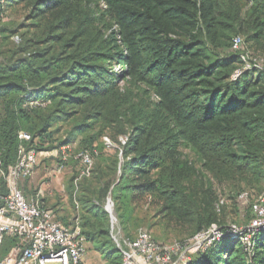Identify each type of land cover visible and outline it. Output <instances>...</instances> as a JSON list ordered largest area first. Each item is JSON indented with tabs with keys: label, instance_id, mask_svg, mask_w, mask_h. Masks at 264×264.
I'll use <instances>...</instances> for the list:
<instances>
[{
	"label": "trees",
	"instance_id": "obj_1",
	"mask_svg": "<svg viewBox=\"0 0 264 264\" xmlns=\"http://www.w3.org/2000/svg\"><path fill=\"white\" fill-rule=\"evenodd\" d=\"M16 1L28 2L29 19L40 21L43 30L0 61L2 169L16 165L21 146L36 152L68 146L73 132L58 143L54 130L77 114L72 131L130 132L112 158L104 157V146L101 153L85 149L94 166L81 185L76 219L108 264H121L122 254L113 245L106 197L119 226H127L141 207L156 206L159 215L170 217L191 213L184 198L192 168L178 159L180 139L198 151L217 180L264 175V72L244 71L234 80L243 65L232 50L241 37L253 56L264 57V0ZM41 44L49 47L38 50ZM135 48L142 56L137 69L130 61ZM116 56L133 76L129 88L121 89L105 71ZM22 133L30 141H22ZM8 192L2 179L0 196ZM244 193L246 224H226L211 215L192 239L212 225L224 233L231 226L249 227L256 215L248 191L238 194V203ZM221 201L204 208L218 215L225 206ZM124 231L117 232L137 236ZM188 264H264V232L254 235L251 252L225 235Z\"/></svg>",
	"mask_w": 264,
	"mask_h": 264
},
{
	"label": "rangeland",
	"instance_id": "obj_2",
	"mask_svg": "<svg viewBox=\"0 0 264 264\" xmlns=\"http://www.w3.org/2000/svg\"><path fill=\"white\" fill-rule=\"evenodd\" d=\"M28 6V2L5 0L3 8L0 9V33L2 36L0 61H8L13 48H18L24 40L32 39L35 34L43 30L40 21L29 19L31 10ZM103 9L105 8L103 7ZM113 29L119 30L114 23ZM16 38L19 40L16 41ZM46 47H49V44L46 46L41 44L37 46V49L43 50ZM137 49L135 48L130 60L135 61L136 69L138 61H142V56ZM119 58L116 56L114 62L107 63L105 71L118 81V86L121 89H126L130 85H134L133 76L128 75L129 68H125L117 62L120 61ZM153 98L157 101L155 97ZM79 118L80 116L77 114L71 119L59 121L54 130V138L58 143L66 141L69 134L73 132L70 136L71 143L66 147H57L51 152H37L38 166L35 168L33 176L21 180V184L19 183L20 189L28 199L39 195L41 202L58 213L65 224H72L78 217L81 185L84 179H88L91 175H87V168L78 158L79 154L86 148H94L101 153L100 147L104 146L102 150L104 157L112 158L117 154L120 146L126 143L130 135V132L123 133L117 127L101 128V130L91 129L86 132L76 131V129L72 131V128L79 123L76 121ZM98 126L100 127V125ZM98 126L96 127L98 128ZM112 135L117 142H114ZM89 145L91 146L89 147ZM178 151L180 162L192 168L190 179L185 185L188 191L184 198L187 201L184 209L190 210L191 213L185 217L179 215L170 217L159 215V208L156 206L149 209L141 207L136 209L130 218H127V226H119L117 222L114 223L113 229L117 235H120L117 232L120 228L123 229V232L125 229L131 235H137L140 231H148L160 245H187L193 235L198 232L199 226L207 222L208 216L213 215L215 220L226 224H246L248 220L243 215L246 213L247 203L239 200V204L237 201L238 194L242 191H248L251 194L254 215L256 214L255 207L262 211L261 214L258 212L252 222L259 219L258 221L264 223V175L250 174L243 179L230 178L220 181L214 177L210 168L204 166L198 151L186 140L180 139ZM99 157L96 156L95 163ZM71 189H74L73 196L70 195ZM107 199L108 197L105 198L103 205L105 208L108 205ZM217 199L222 200L221 202L225 205L224 210L218 215L211 211L212 207L206 209L207 205H214ZM178 209H182V207L179 206ZM198 213H201V218ZM259 230L260 233L264 232L262 227ZM113 245L117 246L115 241H113ZM12 246L11 241L6 242L0 249V258L9 253ZM83 264H108V261L105 254L96 251L92 245H89Z\"/></svg>",
	"mask_w": 264,
	"mask_h": 264
},
{
	"label": "built area",
	"instance_id": "obj_3",
	"mask_svg": "<svg viewBox=\"0 0 264 264\" xmlns=\"http://www.w3.org/2000/svg\"><path fill=\"white\" fill-rule=\"evenodd\" d=\"M4 4L5 0H0V9ZM232 50L239 54L243 65L234 73V80L244 71L264 72V57L253 56L244 46L241 37L233 40ZM20 138L22 141H30V136L25 133ZM78 158L87 168V175H90L94 166L93 155L84 151ZM37 166V152L24 146L20 147L16 165L7 172L2 169L0 159V189L3 179L9 190L7 196H0V249L8 241L13 244L10 252L0 258V264H83L89 243L82 234L79 219L69 226L65 225L53 209L42 204L39 195L28 199L19 187L20 181L30 178ZM239 199L247 203L248 194H242ZM258 212L262 213L255 207L256 217ZM258 220L247 228L231 226L225 233L217 225H212L183 246L160 245L148 231H140L134 239L117 234L113 235V239L122 254L121 264H188L192 255L207 250L225 235L239 239L246 250L251 252L254 235L260 233L261 227L264 229V223Z\"/></svg>",
	"mask_w": 264,
	"mask_h": 264
},
{
	"label": "water",
	"instance_id": "obj_4",
	"mask_svg": "<svg viewBox=\"0 0 264 264\" xmlns=\"http://www.w3.org/2000/svg\"><path fill=\"white\" fill-rule=\"evenodd\" d=\"M106 210L111 215V217H112V224H114L115 217L113 216V203H112L111 200H108V205H107Z\"/></svg>",
	"mask_w": 264,
	"mask_h": 264
},
{
	"label": "crops",
	"instance_id": "obj_5",
	"mask_svg": "<svg viewBox=\"0 0 264 264\" xmlns=\"http://www.w3.org/2000/svg\"><path fill=\"white\" fill-rule=\"evenodd\" d=\"M33 174H34V173H33ZM32 176H33V175H32ZM32 176H31V177H32ZM31 177H30V178H31ZM20 184H21V183H20ZM42 204H43V203H42ZM43 205H44V204H43ZM44 206H45V205H44ZM45 207H46V206H45ZM46 208H48V207H46ZM49 209H51V208H49Z\"/></svg>",
	"mask_w": 264,
	"mask_h": 264
}]
</instances>
